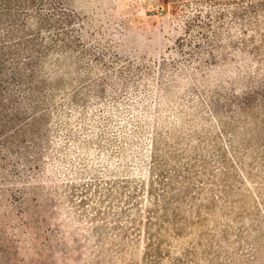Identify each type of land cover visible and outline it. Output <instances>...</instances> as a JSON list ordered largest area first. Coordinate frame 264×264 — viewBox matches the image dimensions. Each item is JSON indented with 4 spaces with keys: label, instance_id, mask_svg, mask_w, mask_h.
Segmentation results:
<instances>
[{
    "label": "rangeland",
    "instance_id": "374dc122",
    "mask_svg": "<svg viewBox=\"0 0 264 264\" xmlns=\"http://www.w3.org/2000/svg\"><path fill=\"white\" fill-rule=\"evenodd\" d=\"M0 264H264V0H0Z\"/></svg>",
    "mask_w": 264,
    "mask_h": 264
}]
</instances>
